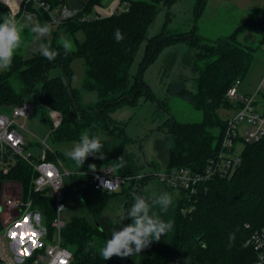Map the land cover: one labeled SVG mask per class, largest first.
Masks as SVG:
<instances>
[{"label": "trees", "instance_id": "1", "mask_svg": "<svg viewBox=\"0 0 264 264\" xmlns=\"http://www.w3.org/2000/svg\"><path fill=\"white\" fill-rule=\"evenodd\" d=\"M44 1L52 7L62 3L59 0ZM176 1L127 0L125 9L109 16L95 17L90 15L95 0H89L76 15H67L53 29L49 28L50 37L46 43L49 49L58 53L54 60L49 61L40 52L27 57L16 53L10 68L0 71V108L22 101L35 84L40 83L41 103L61 115L57 127L53 128L51 124L49 136L52 143L78 142L84 130L99 138L104 132L113 138L101 140L103 159L97 154L85 161L98 167L114 162L117 174L133 176L138 170L127 151L133 139L123 125L112 120L110 113L123 105H136L140 97L156 101L154 92L143 78L144 70L166 46L183 41L195 49L191 65L195 75L194 89L183 88L182 92L194 108L202 111V120L183 122L170 115L162 122L159 127L166 128L172 139L165 167L186 166L194 171L203 170L217 150L225 125L220 109L230 103L226 92L237 78L243 77L253 59V48L242 45L237 35L250 30L259 33L264 40V1L251 9L226 37L206 40L196 32V26L188 34L167 35L165 28L170 18L169 10L162 30L147 37L146 32L161 6L169 9ZM205 2L197 1V16ZM35 3L22 0L16 15L28 12L37 16L41 23H50L48 12ZM87 15L88 18L84 19ZM5 16L10 17L9 12L0 2V21ZM117 28L124 36L120 42L114 37ZM79 29L85 34L81 42L74 37ZM62 35L75 39V47L67 54L60 41ZM142 42L143 56L132 74L130 67ZM73 57H82L85 63L80 88L71 85L73 71L70 61ZM53 67L60 68V75H49ZM82 90L96 92L97 100L84 102ZM113 127H117V131ZM213 128L219 130L217 136L213 134ZM59 155L64 156L57 150L47 151L45 157L55 161ZM121 156L124 166L118 167ZM34 175L32 166L16 156L7 172L0 170V182L5 179L19 182L23 199L31 200L39 208L43 224L51 231L55 201L46 190H33ZM67 176L91 215H74L65 221L61 239L62 244L72 251L69 264H115L114 256L105 261L99 254L100 248L110 238L109 230L99 220L110 199L124 193V190L106 192L95 189L91 175L86 172L78 171ZM147 179L151 177L141 178V182ZM205 184L190 199L173 200L166 213L160 212L158 207L153 209L161 219L172 220L173 229L140 254L127 257L126 264H252L254 252L245 241L251 229L264 224V136L244 144L241 162L230 176L213 177ZM132 203L133 199L127 195L124 214ZM187 206H192V210L182 212L181 208ZM123 223L131 221L126 219ZM231 233L235 234V239L230 243Z\"/></svg>", "mask_w": 264, "mask_h": 264}, {"label": "rangeland", "instance_id": "2", "mask_svg": "<svg viewBox=\"0 0 264 264\" xmlns=\"http://www.w3.org/2000/svg\"><path fill=\"white\" fill-rule=\"evenodd\" d=\"M115 1L117 0L110 1L113 6L111 5L109 11L123 10L124 4H120L119 6L117 3L119 0ZM197 1L177 0L169 9L161 6L156 18L149 26L146 36L150 37L162 30L164 21L166 20V12L169 10L170 18L165 28L167 35L176 33L188 34L196 26V32L206 40L226 37L246 18L251 9L261 5L264 0H206L199 10L198 16L196 11ZM104 13H106L104 10L100 11V14L104 15ZM27 17L29 16L27 15L24 18L19 16L14 19L21 29L23 40L21 47L16 53H21L25 57L35 52L42 53V49L47 47V43L42 42L44 35L33 31L37 27L33 23L35 19H28ZM29 21L31 22V27H29ZM41 24L44 25L43 22ZM50 26L48 27L50 29L55 27L52 24ZM45 35L47 36V34ZM74 37L79 42L84 41V31L82 29L77 30ZM74 37L62 35L60 41L62 43L67 41L70 43L71 48H74ZM237 39L242 45L253 48L251 64L243 77L239 78L241 83L238 85L240 92L252 93L257 88L264 74V40L259 33L250 30L239 32ZM143 48L144 42L140 45L135 60L130 67L132 74L136 72L138 63L143 56ZM194 58L195 49L186 42L179 41L166 46L148 64L143 73L144 80L149 84L157 100L152 101L140 97L136 105H123L110 113L112 120L123 125L126 133L133 139V142L128 145L127 151L133 158V163L138 170L133 176H123L125 182L119 190L123 189L124 193L116 194L110 199L108 205L103 210L99 221L109 230L110 237L111 231L116 227H120L119 221L120 217L124 214V202L127 195H130L133 199L134 195L148 197L152 193L168 192L172 195L173 200L189 199L183 191L165 188L154 177L153 170L162 169L166 166L168 150L172 145L171 136L166 131V128L159 127L162 122L170 115L183 122L202 120V111L194 108L188 96L185 95L184 91L182 92L183 88L194 89L193 76L195 73L191 69ZM70 67L73 71L71 85L80 88L85 73L84 59L82 57H73L70 61ZM60 72L59 67H53L50 69L49 75L51 77L57 76L60 75ZM40 92L41 84L37 83L30 93L25 96V99L33 104V109L25 119L24 128L21 129L25 141L24 154L31 153L38 160L44 148L48 149L47 151L57 150L64 154V156L59 155L55 158L62 172L74 173L81 171L88 173L92 171L89 166L94 164L85 161L82 166H78L66 157V151L75 142H66L59 145L52 143L49 136L51 128L49 109L41 103L39 98ZM82 97L86 103L97 100L96 92L90 90H82ZM232 106V102H230L228 106H223L220 109V117L222 119H225ZM0 113L10 114L11 106L0 108ZM113 129L117 131V127H113ZM212 132L217 136L219 130L213 128ZM101 133V140L113 138V136L106 135L104 132ZM110 166L116 171L114 162H111ZM95 168H98V166H95ZM144 177H151V179H147L142 183L141 178ZM67 178L68 176L65 174V210L63 211L65 220H69L74 215L91 217L81 197L74 190L70 180ZM22 195L19 182L12 179H5L0 182V205L3 207V211L0 212V222L6 220L4 218H7V215L13 217L23 211L21 203L19 204L21 209L17 210L16 207H11L6 202V199L9 197L14 198L17 202H25L26 200L23 199ZM30 209L32 211L39 210L33 203ZM47 241L51 242L52 239L47 238ZM114 257L115 264H126L127 262V257Z\"/></svg>", "mask_w": 264, "mask_h": 264}, {"label": "built area", "instance_id": "3", "mask_svg": "<svg viewBox=\"0 0 264 264\" xmlns=\"http://www.w3.org/2000/svg\"><path fill=\"white\" fill-rule=\"evenodd\" d=\"M0 1L7 7L9 18L15 19L22 0L17 1L16 7L12 4L14 0ZM33 1L48 12L50 24L54 26L65 19L69 12L64 4L52 7L44 0ZM240 83L241 80L237 78L226 92V98L233 106L225 116L217 150L204 169L194 171L181 166L153 170L154 177L160 183L183 191L190 199L201 187L206 186L207 180L230 176L241 162L244 144L258 141L264 136V74L252 93L240 92ZM32 109L33 104L23 99L11 105L10 114L0 113V170L7 172L16 156L30 164L35 174L32 180L33 190H46L53 196L55 216L49 231L43 224L40 212L30 209L31 201L17 202L12 197L7 198L6 202L11 207H16L17 210L23 208V211L13 217L7 215L4 218L6 220L0 222V264H69L72 251L62 244L61 239V230L66 221L63 214L64 176L69 173L62 172L58 162L46 159V148L38 160L31 153L24 154L25 141L21 129ZM48 109L52 127L55 128L61 121V115L55 109ZM88 174L92 177L94 188L106 192L118 191L125 182V178L117 174L110 165L95 168ZM190 210L192 206L181 208L182 212ZM2 211L3 207L0 205V212ZM245 225L249 227V224ZM47 238L52 241L48 242ZM245 244L254 252L252 264H264V224L251 229Z\"/></svg>", "mask_w": 264, "mask_h": 264}, {"label": "clouds", "instance_id": "4", "mask_svg": "<svg viewBox=\"0 0 264 264\" xmlns=\"http://www.w3.org/2000/svg\"><path fill=\"white\" fill-rule=\"evenodd\" d=\"M78 10L66 13L68 16L76 15ZM34 32L40 35L49 33L47 25L36 27ZM114 37L117 42L124 39L120 29H116ZM21 29L18 27L14 19L5 16L0 21V71L8 70L12 65L17 50L22 45ZM65 54L71 51V45L65 41L62 45ZM42 54L52 61L58 53L47 47L42 49ZM104 145L101 139L96 135H90L88 130H84L78 142H75L65 153L66 157L75 162L78 166H82L89 156L99 154V158L103 159L102 149ZM118 167L124 166L123 156L118 158ZM95 170V165L89 166ZM173 204V197L168 192L152 193L145 197L142 195H134L133 203L127 209L126 213L120 217L119 228L111 231V237L107 239L100 248L99 254L108 261L113 256L126 258L147 248L153 241H159L161 236L167 235L172 231L174 222L172 220L165 221L153 211L159 208L160 212L166 213ZM126 219H130L131 223L124 224ZM235 239V234H229V242ZM91 246V245H89Z\"/></svg>", "mask_w": 264, "mask_h": 264}, {"label": "crops", "instance_id": "5", "mask_svg": "<svg viewBox=\"0 0 264 264\" xmlns=\"http://www.w3.org/2000/svg\"><path fill=\"white\" fill-rule=\"evenodd\" d=\"M59 1L62 2L61 4H64V5L67 6L68 11H71V10H73V11L74 10L80 11V10H82L84 8L85 4L89 0H59ZM104 1H105V3L107 1V3L105 4ZM110 1L111 0H109V1L108 0H95V2L91 6L90 15L99 16V17H105V16H109V15L115 13L116 10L115 11L114 10L109 11V8L112 5V2H110ZM117 1H115V2H117ZM117 3H118L119 6H120V4H124V8H125L126 3H127V0H119V2H117ZM36 6H37V4H36ZM117 8H118V6H117ZM103 10H104V12H106V13H104V15L100 14V11H103ZM27 15L29 16V17H27L28 19H30V18L31 19H35V20H33V23L37 27H43L44 25H47L48 27H51L50 26V23L42 25L41 22H40V20H39V18L37 16L30 15L28 12H23L20 15H16L15 18H17L19 16L22 17V18H24ZM87 16H89V15H87ZM28 24H29V27L32 26L30 21L28 22ZM52 26H54V25H52ZM49 36H50V33H47V36L44 35L43 36L44 38H43L42 42L43 43H46V40L49 38Z\"/></svg>", "mask_w": 264, "mask_h": 264}, {"label": "bare ground", "instance_id": "6", "mask_svg": "<svg viewBox=\"0 0 264 264\" xmlns=\"http://www.w3.org/2000/svg\"><path fill=\"white\" fill-rule=\"evenodd\" d=\"M17 1H18V0H14V1H12V4H13L14 7L17 6Z\"/></svg>", "mask_w": 264, "mask_h": 264}, {"label": "water", "instance_id": "7", "mask_svg": "<svg viewBox=\"0 0 264 264\" xmlns=\"http://www.w3.org/2000/svg\"><path fill=\"white\" fill-rule=\"evenodd\" d=\"M62 80H63L64 83H66V79L64 77H62Z\"/></svg>", "mask_w": 264, "mask_h": 264}]
</instances>
